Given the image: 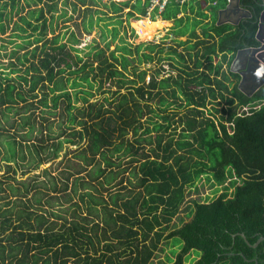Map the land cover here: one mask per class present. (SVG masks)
I'll use <instances>...</instances> for the list:
<instances>
[{"label": "trees", "instance_id": "16d2710c", "mask_svg": "<svg viewBox=\"0 0 264 264\" xmlns=\"http://www.w3.org/2000/svg\"><path fill=\"white\" fill-rule=\"evenodd\" d=\"M91 1L98 8L87 7L84 26L88 32L97 27L104 45L92 42L82 55L74 32L64 42L65 35L47 37V30L55 29L46 10L52 20L65 16L68 0L58 15L59 0H0V35L15 14L31 8L12 34L21 41L11 40L16 42L13 71L21 83L3 85L0 79V143L8 144L4 158L30 156L38 167L69 143L84 164H69L74 171H63L62 180L53 176L49 185L37 179L21 181L25 190L9 184L12 194L5 192L6 179L0 175V264H151L163 244L169 251L157 264H264V240L257 243L264 236V87L248 96L239 88L240 74L230 68L240 48L259 44L261 0H242L252 16L235 25H217L219 9L228 0H169L161 11L154 9L153 18L178 16L180 23L182 11L196 13L195 28L212 19L201 26L205 39L189 53L193 67L185 53L166 48L162 58L174 60L170 64L180 73L171 68L162 79L160 68L141 67L155 61L158 45H145L130 25L132 18L147 15L151 0ZM161 24L156 22L153 30ZM38 89L49 115L61 114L59 136L54 121L45 114L38 121L30 112L38 108L29 101L38 97ZM99 95L102 100H92ZM208 98L226 105L209 110ZM80 102L87 106L80 108ZM12 111L20 121L5 124ZM178 119L183 131L176 137ZM36 130L41 135L30 143ZM3 135L10 139L2 141ZM13 168L8 164V171ZM199 183L214 186L213 194L187 201ZM56 203L70 217L46 207ZM184 204L186 211L176 222Z\"/></svg>", "mask_w": 264, "mask_h": 264}, {"label": "rangeland", "instance_id": "374dc122", "mask_svg": "<svg viewBox=\"0 0 264 264\" xmlns=\"http://www.w3.org/2000/svg\"><path fill=\"white\" fill-rule=\"evenodd\" d=\"M63 1L64 0H59V7L61 9H59L56 12L57 15L62 11L63 7L65 8ZM106 1H108V0H106ZM189 1L190 2H188V3L191 4L192 0H189ZM75 3L77 4V10L76 11L73 10V5ZM68 4H69V7L67 10V14L65 16H57L53 20H52L51 13H49L46 10V16L48 18V21H52L53 28L55 29V32H53L52 28L50 27L49 30H47V33H48L47 37L53 38L54 35H58V34H60L62 37L65 35L61 39V42H64V41H68L71 33L74 32L78 36V38L81 40V42L78 44V47H80L82 49V52H81L82 55H85L86 52H89L91 50V46H88V45L92 44V42H94L95 44L99 43L101 45H104V42L101 39V35H100L97 27H95L91 32H88L84 26L85 17L89 16V14H90V11H88L87 7H90L93 10L98 8V7L91 0H87L86 4H83V5H82V2L80 0H68ZM195 4H196V2H195ZM202 4H205V2H202ZM159 5H161V7H163L164 2H162V0H161ZM151 7H153V5H151ZM45 8H48V6H45ZM30 9L31 8L27 7L24 10H22V12L15 14L13 20L10 23V26H9V29L7 30V32L0 35V79L3 82V85L5 82H8V80L17 81L18 84L21 83V81L17 79L18 72L13 71L14 69H17V66H16L17 58H16V56L12 55V53L16 47V42H20L21 39H19V38L17 39V37L12 38V34L15 31H19L16 29V25L22 24V21L20 19L21 15L28 14ZM150 9L151 8H149V10ZM109 15H111V14H109ZM181 15L183 17L190 15V18L185 17L184 18L185 22L182 24V27L178 28L177 30H181L185 33L188 31L194 32V30L196 29L197 32L202 33L200 27H198V25H197V27L195 28V25H194L195 19L193 18V16H195L196 13H192L190 11H188V12L182 11ZM146 16L147 17H145L143 19H142V16H140V19L139 18H136V19L132 18V20L130 21L131 22L130 25L133 28H135L137 32L141 31L139 29L140 26L144 27L147 25V28H144V33H146V37L144 38L143 41H150V39H151V41L153 40L154 42L164 41V36L169 34V33H167L166 35H164L167 28L163 27V28L158 29L157 31L153 30V29H155L156 22H160V21H158L159 18L158 17H156V18L152 17V19H151L150 14H147ZM124 20H126V19H124ZM145 20H147L148 22ZM150 20H152V21H150ZM174 20H175V26L179 27L181 24H180V21H179L180 19L178 18V16L176 17V19L174 18ZM126 23H127V21L124 22V27H127ZM203 29H205V28H203ZM152 35H153V37H152ZM128 37L131 41H134L137 43L135 36H133L130 32L128 33ZM150 37H152V38H150ZM174 38H175V35L173 34V36H170L166 40V42L168 44H174L175 45L176 42H174ZM13 39H16V42H11V40L13 41ZM98 41H101V42H98ZM115 45H116V43L113 44V46L111 48L112 49L115 48ZM181 49H184V48H181ZM20 52L24 53L25 49H21ZM219 60H220V58L217 57V58H215L214 61L218 62ZM190 65L194 66V60L190 61ZM144 66L146 68H150L151 71H154L155 69L158 68V66L160 67L161 64L158 65L157 67H156V64H154V63H149L148 65H144V64L141 65L142 68ZM167 67H169V66H167ZM222 70L226 71V66L223 67ZM205 71H207V70H205ZM174 73H176V72L174 71ZM22 86H23L24 90L29 89V86L26 84L22 83ZM37 93H38V97L37 98H30L29 101H34V103L37 104L38 108L35 110H31L30 112L35 111L34 115L37 116L38 121L42 120V116L44 114L46 117H49L51 119V121H54V134L56 136H59L60 133L62 132L60 126L58 125V122H60L59 120H60V116H61L60 112L57 113L55 116L49 115L50 113L47 111V110H49V108H46L45 106H43L39 103V99H41L43 96L41 89H38ZM99 96H95L92 100L93 101L102 100V98H101L102 96H100V97ZM22 104L23 103H20V105H22ZM223 105H226V103L222 102L221 104H219L217 102V99H211L208 101L207 109L215 111V109H213L214 107H218L219 109H221V107ZM79 106L81 108V107H86L87 105L83 106V105H81V102H80ZM43 110H46L45 113H43ZM61 110H65V109L61 108ZM12 112L8 113L6 119L4 118L5 124L8 122L14 121V119H16L17 122L20 121L21 115L17 114L16 111H12ZM30 112H27V114H29ZM214 114L219 115L220 112H216ZM2 116L3 115L0 111V117L2 118ZM178 117H179V115L176 116V118H178ZM149 118H150L149 115H146L144 118L147 125L149 124V122L147 120ZM155 119L161 120L160 118H157V117ZM177 121L178 122H176L175 124L178 126V131L175 134V136L179 137L183 131V125L180 123V119H178ZM8 127H9L8 131L13 133L14 129L10 126H8ZM37 127H39V126H37ZM174 127L175 126H173L171 128V132L174 129ZM29 129H30V127L27 126L26 130L29 131ZM153 134H154V132H151L148 135L152 136ZM35 135L40 136L41 133L36 130V132H34V134H33V139L31 140L30 143H33V141L35 139L34 138ZM129 136L132 138L131 134ZM145 136H147V134H145ZM61 138L64 139L65 136L62 135ZM6 139H10V137L3 135L2 141H5ZM12 140H13V137H12ZM148 146H150V145H148ZM0 149H1V153H0V175H4V178L6 179L4 187L6 189L5 192L9 193V194H12L9 187H8L9 184H12L16 187H19L22 190H25V186L23 184H20L21 181H27L30 179L31 180L37 179L39 181L38 183H41V184L45 183V184L49 185L51 183L53 176L57 177L58 180L59 179L62 180L63 179V175H62L63 171H71V172L74 171V169L68 167L69 164H72L73 166H76L78 168H80L81 164H83V161L81 159H79L78 157H76L73 153V149L75 150V146L72 144H69V143H65V148L60 152V155L57 158H55L54 160L49 161V162L48 161L41 162L38 167L35 166V165H37V164H35L37 162H35V163L31 162L30 156L27 157L25 160H23V158H21L19 155L16 156V160H14L13 157L10 158V160L5 159L4 156L7 155V153H8V144L6 142L0 143ZM8 164H11L12 167H14L10 171H8ZM82 174L86 178L88 177L86 171H84ZM7 175H11L13 178L10 179V178H8ZM16 179H18V180H16ZM116 189L120 190V187L118 186L117 188L113 189V191H115ZM213 189H214V186H212L210 183H205V184L199 183V190H197V187L194 186L192 188L191 192L189 193V197H187V201L192 197L197 198L201 195H208V194L212 195ZM121 191H124V190H121ZM3 193L4 192H2V194ZM32 193L33 192L29 193L28 197L32 196L33 195ZM51 193L57 194V192H54V191ZM0 194H1V192H0ZM106 195H108V194H106ZM14 198H16V197H14ZM68 205H69V203L66 204V206H68ZM46 207H50V209L58 210L59 212H63L64 209L66 208L65 206H64L65 208H61L62 206H60L58 203H56L54 205V207H51L48 204H46ZM185 211H186V204L182 205L180 215L178 214L175 217L176 222L179 220V216L184 215ZM63 213L70 217V213H65V212H63ZM168 251H169V246H164V244H163V249L160 248L157 251L158 255L155 256V258L151 264H157L159 261H161L165 255V253H167Z\"/></svg>", "mask_w": 264, "mask_h": 264}, {"label": "water", "instance_id": "95a60500", "mask_svg": "<svg viewBox=\"0 0 264 264\" xmlns=\"http://www.w3.org/2000/svg\"><path fill=\"white\" fill-rule=\"evenodd\" d=\"M232 15H236L238 19L231 20ZM251 16L252 12L244 7L242 0H228L227 5L219 9L218 23L222 25L230 21L237 24L241 20L240 17ZM258 25L256 38L259 45L239 50L238 56L234 61V64L240 60L243 62L244 68L240 72L242 80L239 88L248 96H251L253 92L264 84V9L260 14ZM251 77H254L253 83H250ZM242 235L245 237L244 234ZM262 240H264V236H261L257 243Z\"/></svg>", "mask_w": 264, "mask_h": 264}, {"label": "flooded vegetation", "instance_id": "af4514ba", "mask_svg": "<svg viewBox=\"0 0 264 264\" xmlns=\"http://www.w3.org/2000/svg\"><path fill=\"white\" fill-rule=\"evenodd\" d=\"M160 1L161 0H158L157 1V3H155V4H153L152 2H151V5H153V7H151V5L149 6V8H151L149 11H148V13L147 14H150V16H151V18H152V14L154 13L153 11H155L154 9H156L157 7H160V11L164 8V6L165 5H163V7H161V5H159V3H160ZM166 2H168L169 0H165ZM184 1H187V0H183L182 2H184ZM263 1L264 0H261V4H263ZM243 5H244V7H245V4L244 3H242ZM246 8V7H245ZM248 9V8H247ZM156 16H160V15H156ZM182 16V15H181ZM145 17H147V16H144V18ZM245 18H249V17H243V18H241L240 17V21L237 23V24H239L242 20H244ZM236 19H238L237 18V16L236 15H232L231 16V20H236ZM159 20H161L160 22L162 23V25L164 26V27H166L167 28V30H166V32H165V34L164 35H166L168 32H171L170 34H167L166 36H164V41H158V42H154V43H156L158 46H157V51H156V58H155V61H153L152 63H154V64H156V67L158 66V65H160L161 64V66L159 67L158 66V68H160L161 69V75L159 76V79H162V78H164L165 76H167L168 74H171L173 71L171 70V68H173L172 66H171V64L170 63H172V62H174V60H171V59H164V58H162L163 56H165L166 54H165V52H166V48H169L171 45L173 46V47H175L176 49H178V51L179 52H182V53H185L186 54V57H187V64H189V66H191V67H193V65H190V61H193V59L194 58H190V55H189V53H191L192 55L195 53V49L193 48V46H194V44L195 43H197V42H199V41H201L202 39H205V36H204V33L202 32V33H198L197 35H193V34H191V33H189L188 35H177L176 33H174V31L175 30H177L178 29V27H175V25H171V23H168V22H171V21H174V19H163V18H161V17H159ZM158 20V21H159ZM146 21V20H145ZM151 21V20H150ZM212 21V19H211V17H208L207 19H204V21L201 23V25H199L198 27H201L202 25H205L206 23H210ZM224 24H233V25H235V23H231L230 21L229 22H227V23H224ZM223 24V25H224ZM217 25H219V23H218V19H217ZM143 27V26H142ZM179 28H180V26H179ZM158 29H160V28H158ZM157 29V30H158ZM156 30V31H157ZM155 31V32H156ZM190 32V31H189ZM173 34L175 35V38H174V42H176V44L174 45V44H168L167 42H166V40L170 37V36H173ZM154 35V34H153ZM152 35V36H153ZM170 35V36H169ZM169 36V37H168ZM146 37V35H144L143 37H142V42H144L145 43V45L148 43V42H151V39H150V41H143L144 40V38ZM151 38V37H150ZM208 39V38H207ZM153 41V40H152ZM183 41H186V42H183ZM181 43V44H180ZM259 45V44H258ZM258 45H248V46H246V47H243V48H240L239 50H241V49H244V48H247V47H252V46H258ZM181 48H184V49H181ZM198 48H201V55H202V53H203V51H204V45L203 44H199L198 45ZM163 49V50H162ZM239 50H238V52H239ZM238 52L236 53V55H235V57H234V59L232 60V63H231V65H230V68H231V71L232 72H234V73H239L240 74V72H241V70L244 68L243 66V62H242V60H240V61H238V62H236L235 64H234V61H235V59L237 58V56H238ZM200 55V56H201ZM222 53L218 56V58H220V60H221V57H222ZM231 55V54H230ZM162 58V59H161ZM176 59L177 60H179V57L178 56H176ZM191 59V60H190ZM219 60V61H220ZM215 63H217V62H215ZM167 66H169V67H167ZM226 66V70L228 69V63H224V66L223 67H225ZM167 67V68H166ZM174 69V68H173ZM202 70L204 69L203 67L201 68ZM246 69H247V67H246ZM174 71L176 72V74H179L180 73V70L179 69H174ZM252 74V73H251ZM252 79L250 80L251 82L250 83H253V80H254V77H251ZM241 80H242V75L240 74V79H239V85H240V83H241ZM259 80V79H258ZM264 87V84L260 87V88H258L255 92H253V94L250 96V97H252V96H254L255 94H257V93H259L261 90H262V88ZM210 100V98H208V100H207V102Z\"/></svg>", "mask_w": 264, "mask_h": 264}, {"label": "crops", "instance_id": "0c3cea01", "mask_svg": "<svg viewBox=\"0 0 264 264\" xmlns=\"http://www.w3.org/2000/svg\"><path fill=\"white\" fill-rule=\"evenodd\" d=\"M175 1H176V2H181V3H183V2H182L183 0H175ZM187 2H190V1L187 0ZM165 5H166V4H165ZM184 11H185V10H184ZM156 17L159 18V17H161V16H156ZM156 17H155V18H156ZM182 17H183V16H182ZM185 17H190V16L188 15V16H185ZM185 17H183V18H185ZM193 18H195V16H193ZM146 21H147V20H146ZM151 21H152V20H151ZM159 21H161V20H159ZM147 22H148V21H147ZM184 22H185V20L183 21V23H184ZM183 23H180V24H181L180 27H182V24H183ZM148 24H149V23H148ZM171 25H175V21H171ZM160 27L163 28L164 26L161 24ZM175 27H177V26H175ZM144 28H147V25L144 26V27H140V30H141V31H140V35H141L142 37H143L144 35H146V33H144ZM178 28H179V27H178ZM200 29H201V32H202V28H201V27H200ZM194 31H196L197 34L199 33V32H197L196 29H195ZM168 33H170V32H168ZM189 33L193 34V32H189V31H188V32H185L184 34H185V35H188Z\"/></svg>", "mask_w": 264, "mask_h": 264}, {"label": "clouds", "instance_id": "9594fccd", "mask_svg": "<svg viewBox=\"0 0 264 264\" xmlns=\"http://www.w3.org/2000/svg\"><path fill=\"white\" fill-rule=\"evenodd\" d=\"M151 2L153 3V4H155V2L153 1V0H151ZM162 2H164V5L166 4V1L165 0H162ZM144 17H142V19H143ZM152 19V18H151ZM159 28H161V27H159ZM153 37V36H152Z\"/></svg>", "mask_w": 264, "mask_h": 264}, {"label": "built area", "instance_id": "2783aa9c", "mask_svg": "<svg viewBox=\"0 0 264 264\" xmlns=\"http://www.w3.org/2000/svg\"><path fill=\"white\" fill-rule=\"evenodd\" d=\"M155 3H157L158 0H153Z\"/></svg>", "mask_w": 264, "mask_h": 264}]
</instances>
